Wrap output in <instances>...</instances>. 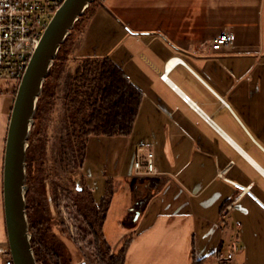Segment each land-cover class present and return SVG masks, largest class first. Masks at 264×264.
Listing matches in <instances>:
<instances>
[{
	"label": "crops",
	"instance_id": "1",
	"mask_svg": "<svg viewBox=\"0 0 264 264\" xmlns=\"http://www.w3.org/2000/svg\"><path fill=\"white\" fill-rule=\"evenodd\" d=\"M103 2L112 14L94 6L72 31L68 55L108 56L141 92L131 133L112 136L123 163L106 177L121 221L143 208L134 223L123 221L131 230L123 264H210L235 237L243 264H264V0ZM222 31L234 33L233 44L213 49ZM8 117L0 121L3 245ZM149 150L159 176L133 166ZM80 170L86 183L102 177Z\"/></svg>",
	"mask_w": 264,
	"mask_h": 264
},
{
	"label": "rangeland",
	"instance_id": "2",
	"mask_svg": "<svg viewBox=\"0 0 264 264\" xmlns=\"http://www.w3.org/2000/svg\"><path fill=\"white\" fill-rule=\"evenodd\" d=\"M73 35L70 34V39H72ZM78 61L68 55L54 98L50 99L49 102L48 98L43 96L40 100L41 111L38 112L40 123L37 125L35 122L30 138V144L32 143V146L36 145L34 158L36 159L35 176L37 178L33 177L31 183L28 182L29 167H27V182L29 184L27 191H29L30 195L34 194L42 186V179L44 177L47 178L57 214L56 220L50 221V224H63L62 228L70 237H73L79 248L84 252L89 264H112L111 254L113 251H118L125 236H130L127 233L130 229L124 228V223L126 225L134 223V219H136L143 208H135L130 212L128 211V214L123 216V223L121 221V207L118 197L116 193H113L114 196L108 207L101 231H99L97 224L94 225L92 223L93 215H90L89 210L92 205L90 198H96V201L94 199L95 205L99 203L103 189V178L112 177V172L117 170L116 167L122 165V156L119 157V153L112 150V136L91 135L85 161L79 164V159L76 155L77 146H75L76 142L70 134L65 105L67 85ZM53 82V77H50L46 84L49 87ZM14 93L15 91L9 93V95H12V101ZM0 95L1 121L5 112L10 113L12 102L5 96L7 94ZM37 118L35 116V119ZM38 140H40V143H37ZM37 146L38 148L41 147L40 150ZM80 169L92 173L94 176L97 174L102 176L87 181L88 184L92 183L97 189L93 195ZM77 179H79L81 190L76 188L75 181ZM37 195L42 199L47 211L45 195L41 194V190L40 194L37 193ZM132 214L133 217L131 219ZM52 233L55 235L53 230ZM123 233L125 236H119ZM64 252L62 260L66 259V254L68 255V251L65 248ZM1 256L5 259L9 255ZM68 262L69 255L66 264Z\"/></svg>",
	"mask_w": 264,
	"mask_h": 264
},
{
	"label": "trees",
	"instance_id": "3",
	"mask_svg": "<svg viewBox=\"0 0 264 264\" xmlns=\"http://www.w3.org/2000/svg\"><path fill=\"white\" fill-rule=\"evenodd\" d=\"M96 5H99V3L93 2L86 9L76 22L74 29L82 24L87 13ZM70 38L69 35L62 43L44 82L37 103V114L41 110L40 100L42 97L46 96L50 102V99L55 96L58 81L61 78L69 54ZM50 77H53L54 82L48 87L46 83ZM65 98L70 134L76 142V155L80 164L84 160L88 138L91 135L114 136L131 133L141 101V92L108 56L84 57L79 59L73 70L67 85ZM31 148H33L32 143L27 149L28 166L30 158L32 159V156L28 154ZM28 178V182L31 183L33 178L30 173ZM39 188L41 194L45 195L44 188L42 186ZM39 188L36 190L38 194H40ZM36 191L32 195L29 194V191L26 193L27 213L32 232L31 244L36 260L39 264H66L67 254L66 259L62 260V255L65 253L64 245L55 237L51 227L48 226V212ZM112 194V178L108 177L105 179L104 195L99 203L95 205L94 199L90 198L93 206L91 205L92 207L90 206L89 210L92 212L94 225H98L99 231L102 229ZM130 239V236H125L118 251H113L111 254L112 264H123ZM194 262L195 264H202L198 259H194Z\"/></svg>",
	"mask_w": 264,
	"mask_h": 264
},
{
	"label": "water",
	"instance_id": "4",
	"mask_svg": "<svg viewBox=\"0 0 264 264\" xmlns=\"http://www.w3.org/2000/svg\"><path fill=\"white\" fill-rule=\"evenodd\" d=\"M93 2L107 9L102 0L62 1L42 33L14 93L6 128L2 163L4 225L13 264H39L31 244L32 233L27 213L26 193L29 188L27 149L36 122L37 103L44 82L62 43L72 33L76 22ZM75 182L76 188L81 190L79 179ZM44 190L49 219L55 221L57 214L47 178L44 179ZM52 230L68 251V264H89L73 237L67 232H62L57 224L52 225Z\"/></svg>",
	"mask_w": 264,
	"mask_h": 264
},
{
	"label": "built area",
	"instance_id": "5",
	"mask_svg": "<svg viewBox=\"0 0 264 264\" xmlns=\"http://www.w3.org/2000/svg\"><path fill=\"white\" fill-rule=\"evenodd\" d=\"M62 1L0 0V94L16 91L30 56ZM234 38L233 32L222 31L214 36L211 47L220 49L232 45ZM182 98L188 100L186 95ZM152 154L150 150L146 152L144 165L140 159L134 161L138 173L159 176ZM224 247L213 254L210 264H243L237 258L242 246L236 237L229 239ZM0 255H9L3 264H13L7 243H0Z\"/></svg>",
	"mask_w": 264,
	"mask_h": 264
},
{
	"label": "flooded vegetation",
	"instance_id": "6",
	"mask_svg": "<svg viewBox=\"0 0 264 264\" xmlns=\"http://www.w3.org/2000/svg\"><path fill=\"white\" fill-rule=\"evenodd\" d=\"M49 79V78H48ZM39 111H41V110H39ZM38 111V112H39ZM39 116V113L37 114L36 113V118ZM40 119H39V117L36 119V124L37 125H39V123H40V121H39ZM38 130V129H37ZM34 133H36V132H34ZM33 133V134H34ZM35 135V134H34ZM38 139H40V138H38ZM37 143H40V140H38V142ZM35 144H34V146H33V148L31 149V151L28 153L30 156H32V159L30 158V164H29V166H28V164H27V167H29L28 168V170H29V172L28 173H30V175H31V177L33 178V177H36L37 178V176H35V163H36V160L34 159V155H35V152H36V150H35ZM37 148H38V146H37ZM41 148V147H40ZM40 148H38L39 150H40ZM28 163V162H27ZM44 179H45V177L42 179V187L44 188ZM77 186V185H76ZM44 193H45V190H44ZM52 195V194H51ZM46 197V196H45ZM52 199H53V197H52ZM47 211H48V207H47ZM90 215H92V212H90ZM47 217H49V215H47ZM48 222H49V224H48V226H50L51 227V231H52V224H50V219L48 218ZM92 223L94 224V222H93V219H92ZM60 228H61V230H62V232H66L62 227V225L63 224H61V223H59V224H57ZM69 255V254H68Z\"/></svg>",
	"mask_w": 264,
	"mask_h": 264
}]
</instances>
